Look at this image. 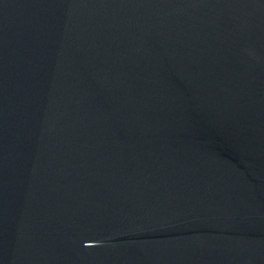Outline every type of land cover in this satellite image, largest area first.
Listing matches in <instances>:
<instances>
[{
    "label": "water",
    "instance_id": "obj_1",
    "mask_svg": "<svg viewBox=\"0 0 264 264\" xmlns=\"http://www.w3.org/2000/svg\"><path fill=\"white\" fill-rule=\"evenodd\" d=\"M0 264H264V0H0Z\"/></svg>",
    "mask_w": 264,
    "mask_h": 264
}]
</instances>
